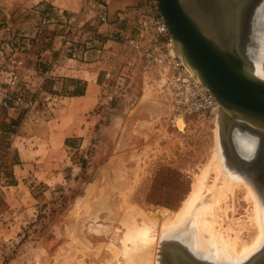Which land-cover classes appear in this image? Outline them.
I'll return each instance as SVG.
<instances>
[{"label": "rangeland", "instance_id": "obj_1", "mask_svg": "<svg viewBox=\"0 0 264 264\" xmlns=\"http://www.w3.org/2000/svg\"><path fill=\"white\" fill-rule=\"evenodd\" d=\"M35 1L0 0V96L22 92L34 101L29 108H0V264H168L162 256L166 238L181 241L201 261L189 244L190 225L182 233L165 227L217 147L225 165L231 163L217 133L220 115L174 125L165 95L152 85L138 54L113 41L126 23L72 26L56 12L45 19L46 8H36L55 6L52 0ZM136 1L113 0L111 7ZM97 30L103 43L87 34ZM263 33L256 27L246 41L253 68ZM72 44L78 45L76 56ZM12 71L19 75L16 85L9 83ZM86 80L95 103L87 97L80 102L85 111H74L77 102L64 97L82 92ZM243 129L231 131L238 152ZM211 172L207 183L221 185ZM233 196L221 204L219 221L223 229L231 227L232 237L241 236L240 245L251 243L259 232L253 203L244 186Z\"/></svg>", "mask_w": 264, "mask_h": 264}, {"label": "water", "instance_id": "obj_2", "mask_svg": "<svg viewBox=\"0 0 264 264\" xmlns=\"http://www.w3.org/2000/svg\"><path fill=\"white\" fill-rule=\"evenodd\" d=\"M254 1L159 0V3L177 52L220 102L226 131L231 132L238 120L260 134L259 152L251 161L241 157L234 142L229 144L232 153L228 151L227 157L242 169L258 166L260 181L264 182V79L254 73L246 47L249 34L256 27L259 29ZM164 245L162 256L168 264H207L197 260L179 240L166 238ZM246 264H264V250Z\"/></svg>", "mask_w": 264, "mask_h": 264}, {"label": "built area", "instance_id": "obj_3", "mask_svg": "<svg viewBox=\"0 0 264 264\" xmlns=\"http://www.w3.org/2000/svg\"><path fill=\"white\" fill-rule=\"evenodd\" d=\"M113 0H80L81 8L72 15L55 6L46 7L44 17L54 18L53 13L65 23L79 27L85 21H95L101 25L126 23L127 27L117 29L113 41L123 42L133 49L142 62L145 73L151 76L152 85L156 86L166 97L171 110L174 125L191 116L216 114L219 103L214 93L201 83L193 70L177 52L176 44L163 15L159 0H137L124 7L112 10ZM87 17V18H85ZM81 23V24H80ZM83 31L81 28H78ZM115 31V30H114ZM98 43H103L100 31L88 32ZM113 36V34H111ZM66 43L69 44L68 39ZM73 45V46H72ZM69 50L76 56L78 45L72 44ZM100 50V49H99ZM12 85L19 82V75L9 72ZM0 96V108H13L24 104L29 108L34 104L26 100L22 92L15 95Z\"/></svg>", "mask_w": 264, "mask_h": 264}, {"label": "bare ground", "instance_id": "obj_4", "mask_svg": "<svg viewBox=\"0 0 264 264\" xmlns=\"http://www.w3.org/2000/svg\"><path fill=\"white\" fill-rule=\"evenodd\" d=\"M254 3L257 4L255 15L259 23L258 32L261 35V32H264V0H255ZM260 35L258 39H261V50L258 49L259 51H257L261 55L256 58V68H253V64L251 65L254 73L264 79V33L262 34V37ZM257 51L255 52L257 53ZM193 72L195 73L194 70ZM195 75L199 78L196 73ZM199 80L201 81L200 78ZM201 83L205 85L202 81ZM218 103L220 110L215 115L217 117L220 115L221 120L219 119V128H221V131L219 129L217 130V133H221L223 138L226 140L229 149V144L231 145V132L228 131V133L223 126L221 116L222 106L219 101ZM239 127L247 130V133L239 134L237 136V140L239 141L238 145L240 146L239 153H241V157L243 159L251 161L259 152L258 149L261 143V136L254 130L244 127L238 120L234 121L233 130L239 129ZM218 148L219 147H217V150L214 152L212 160H210L204 168H202V173L197 182L194 184L191 194L187 197L183 206L176 213L175 219L168 220V225H166L165 230L171 231L170 229L174 230L176 228L178 232L181 231L182 233V231L186 230L190 225L193 229V236H191L192 238L189 241V244H194V249L202 256L201 262L204 261L203 263L208 264V262L211 263L212 261H218L219 264H246L249 260L264 250V182L260 181L261 174L258 173V171L260 172L259 167L255 166V171H252L249 167H246V169L243 167L244 169H242L231 163H227L228 165L226 166L223 159V152ZM230 153L232 152L230 151ZM212 170L217 174V181H219V177L223 179L221 185H219L220 182H216V179H214L213 184L207 183V178L209 177V173H212ZM241 186H244L247 191L246 199L253 203L255 216L252 218H254L259 232L251 243H243L240 245L238 241L241 236L239 237V234L234 232L235 237H232L229 232L231 227L223 229L222 224L219 221L221 217L219 218L218 212L223 211L221 204L223 202L226 203L229 195L233 196L236 189ZM205 191L207 192V195H205ZM226 209L228 211L229 207ZM224 212H226L225 209ZM239 230L236 231L239 232ZM177 244L179 246L178 242ZM196 259L199 260L198 258Z\"/></svg>", "mask_w": 264, "mask_h": 264}, {"label": "crops", "instance_id": "obj_5", "mask_svg": "<svg viewBox=\"0 0 264 264\" xmlns=\"http://www.w3.org/2000/svg\"><path fill=\"white\" fill-rule=\"evenodd\" d=\"M13 1H15V0H13ZM40 1H44V0H37V1H35L34 2V5L35 4H37V3H39ZM48 1H50V0H48ZM9 3L11 2V1H8ZM13 3H16V2H13ZM26 3H27V5H29L30 3H32L31 1H26ZM53 5H55V7H57V8H59L60 7V9H62V10H66V11H71V12H78L79 10H80V8H81V3H80V0H56V1H54V0H52V2H51ZM40 5V6H39ZM38 6L36 5V8H41V7H47V6H45L44 4H39ZM113 10V9H112ZM104 26V25H103ZM103 28V27H102ZM7 29L8 28H4V29H2V31H7ZM1 31V30H0ZM99 31V30H98ZM65 49H63V50H61V55H64V53H65ZM48 52H50V49L48 50ZM70 56V55H69ZM67 57L68 59H69V61H72V60H74V59H72L71 57ZM65 71H68V72H70V71H72V70H70L68 67L66 68V67H63V66H61ZM73 77V76H72ZM43 81V80H42ZM39 87H40V84H39ZM70 87H73V88H75V87H77V86H75V85H72V86H70ZM84 87H85V89H83V91L80 93V94H78V95H71V96H65L64 98L67 100V101H74V102H77V104L78 105H76V107L74 108V111H78V112H83V111H85V109H86V106H85V104H82V103H80V102H82V100H84V99H86L87 97H90L91 98V106L92 105H94V103H95V99H96V93L94 92V90H93V85H92V83H90V82H87V80H86V82H85V84H84ZM69 129H72V127L71 128H69ZM70 133H71V131L69 132V135L68 136H70Z\"/></svg>", "mask_w": 264, "mask_h": 264}, {"label": "trees", "instance_id": "obj_6", "mask_svg": "<svg viewBox=\"0 0 264 264\" xmlns=\"http://www.w3.org/2000/svg\"><path fill=\"white\" fill-rule=\"evenodd\" d=\"M81 92H78L77 90H75L74 92H73V95H78V94H80ZM18 122H19V120H13V124H18Z\"/></svg>", "mask_w": 264, "mask_h": 264}, {"label": "flooded vegetation", "instance_id": "obj_7", "mask_svg": "<svg viewBox=\"0 0 264 264\" xmlns=\"http://www.w3.org/2000/svg\"><path fill=\"white\" fill-rule=\"evenodd\" d=\"M254 166H256V165H254ZM256 167H258V166H256Z\"/></svg>", "mask_w": 264, "mask_h": 264}]
</instances>
